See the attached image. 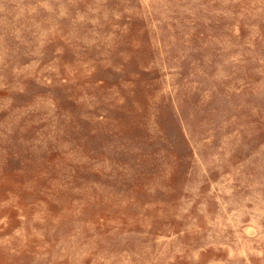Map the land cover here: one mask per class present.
I'll use <instances>...</instances> for the list:
<instances>
[{
    "label": "rangeland",
    "instance_id": "rangeland-1",
    "mask_svg": "<svg viewBox=\"0 0 264 264\" xmlns=\"http://www.w3.org/2000/svg\"><path fill=\"white\" fill-rule=\"evenodd\" d=\"M0 264H264V0H0Z\"/></svg>",
    "mask_w": 264,
    "mask_h": 264
}]
</instances>
